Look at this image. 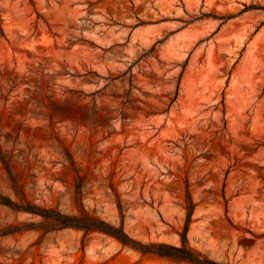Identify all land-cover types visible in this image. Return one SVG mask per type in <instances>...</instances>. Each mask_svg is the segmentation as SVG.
Listing matches in <instances>:
<instances>
[{"label":"rangeland","instance_id":"374dc122","mask_svg":"<svg viewBox=\"0 0 264 264\" xmlns=\"http://www.w3.org/2000/svg\"><path fill=\"white\" fill-rule=\"evenodd\" d=\"M0 153L37 206L264 264V0H0ZM40 220L0 205V230ZM0 264L191 263L31 229Z\"/></svg>","mask_w":264,"mask_h":264},{"label":"trees","instance_id":"16d2710c","mask_svg":"<svg viewBox=\"0 0 264 264\" xmlns=\"http://www.w3.org/2000/svg\"><path fill=\"white\" fill-rule=\"evenodd\" d=\"M0 161L9 175L11 181V190L16 197V200H12L10 197L0 194V205L8 207L14 213L28 214L32 217H38L41 219L38 223L22 224L21 226H12L2 229L0 230V237L14 235L20 233L21 231L31 229L41 230L44 233L72 229L82 231L84 235L100 233L117 240L123 246L138 250L141 253L154 254L159 257L167 258L177 262L184 261L191 264H228L211 261L192 250L186 243L187 241L185 234L181 235L182 244L179 247L164 243L142 244L131 239L125 233L122 224L119 226L111 225L88 213L80 205L78 207V213L76 214H65L55 208H43L37 206L25 199L20 187L17 185L11 175L8 163L3 159L1 153ZM79 189L80 187H77V190ZM187 204L188 222V218H190V212L193 209V203L188 201Z\"/></svg>","mask_w":264,"mask_h":264}]
</instances>
